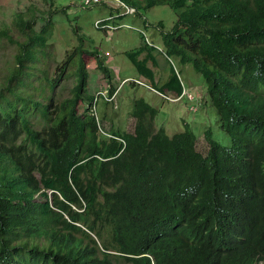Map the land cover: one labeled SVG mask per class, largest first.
Instances as JSON below:
<instances>
[{
	"label": "trees",
	"instance_id": "obj_1",
	"mask_svg": "<svg viewBox=\"0 0 264 264\" xmlns=\"http://www.w3.org/2000/svg\"><path fill=\"white\" fill-rule=\"evenodd\" d=\"M119 1L137 13H178L171 32L161 25L165 53L203 75L202 104L217 110L232 144L210 129L205 155L192 127L156 130L159 110L144 98L134 101V133L103 135L95 103L105 96L87 91L84 38L54 78L40 69L45 87L29 93L24 79L38 74L29 62L46 56L53 20L37 32L34 12L15 15L24 40L0 84V264H264V0ZM0 39L11 42V29L0 25ZM155 50L145 43L127 54L178 101L182 74L173 68L157 82ZM94 56L111 80L100 51ZM70 67L72 96L57 101ZM117 92L110 87L109 99Z\"/></svg>",
	"mask_w": 264,
	"mask_h": 264
},
{
	"label": "rangeland",
	"instance_id": "obj_2",
	"mask_svg": "<svg viewBox=\"0 0 264 264\" xmlns=\"http://www.w3.org/2000/svg\"><path fill=\"white\" fill-rule=\"evenodd\" d=\"M84 1L51 0L48 3L44 0H0V25L11 29L12 36L11 42L8 39H0V84L6 81L15 67L14 59L18 54L17 40H24L14 24L15 15L22 14L29 17L32 11L34 18L37 19V32H41L49 17H52L54 30L47 44L46 56L43 57L37 53L38 60L34 63L29 62L31 71L38 73L30 79H24V82L31 86L28 89L29 93H34L33 88L40 90L42 83L45 82L40 69L46 70L48 78H54L56 70L64 65L81 45V38H84L82 46L85 51L84 58L88 61L89 73L87 91L92 95L102 91V95L105 96L104 100L99 99L95 103L99 109L103 135L114 128L134 133L137 125V121L135 122L131 117L134 101L144 98L159 110L155 121L156 130L164 128L173 136L185 131L188 126L192 127L199 137L198 149L205 155L208 153L206 132L210 129L213 130L216 140L225 146L232 144L231 138L220 129V116L217 110L202 104L203 98L205 101L206 97L204 88H207L203 75L199 74L192 64L184 66L180 58H169L165 53L163 32L169 33L175 27L178 22L176 11L169 6H159L147 12L142 10L140 14L136 11L125 14L126 4L116 0H102L103 4L95 7L84 6ZM111 17H116V20L108 21ZM97 22H101V25L97 26ZM145 23L150 25L149 31H154L156 39L151 38L148 31H142L145 29ZM109 24H112L114 28L118 26L121 28L107 29L105 25ZM158 25H163L164 31H161L163 29L160 28V30ZM155 26L158 29H155ZM130 27L138 29L133 30ZM147 39L156 47L157 79L168 81L173 68L182 74L187 90L180 100L170 102L157 91L134 85V79L142 80L143 78L127 53L147 44ZM96 50L100 51L104 64L113 71L114 77L111 80L98 69L94 56ZM145 57L146 54H143L140 59ZM144 81L147 84L150 83L148 79ZM75 84V74L70 67L54 91L55 99L61 101L71 97ZM110 87L118 91L115 99H108ZM116 264H125V261L118 260Z\"/></svg>",
	"mask_w": 264,
	"mask_h": 264
},
{
	"label": "clouds",
	"instance_id": "obj_3",
	"mask_svg": "<svg viewBox=\"0 0 264 264\" xmlns=\"http://www.w3.org/2000/svg\"><path fill=\"white\" fill-rule=\"evenodd\" d=\"M137 12V11H136ZM119 16V15H118ZM112 18V17H111ZM116 18V17H115ZM106 27L107 26H110V27H107V29H113V30H115V29H119V28H121V26H118V27H116V28H114V26L112 25V24H109V25H105ZM134 28H136V27H134ZM136 29H138V28H136ZM143 31H144V29H143ZM147 44H149L148 42H147ZM152 44H153V42H152ZM150 45V44H149ZM150 47H154L155 49H156V47H155V45L153 44L152 46L150 45ZM152 62V61H151ZM150 62V63H151ZM154 66H156L155 64H154ZM143 79L142 80H136V79H134V85L135 86H138V87H140V86H143V87H146V88H148V89H150V90H152V91H156L153 87H152V84L151 83H149V84H147L145 81H144V79L147 81V79L146 78H144V77H142ZM138 82H143L145 85H141V84H139ZM157 82H159V81H157ZM183 84H184V80H183ZM184 89L186 90L187 88H186V86H185V84H184ZM158 92V91H157ZM158 93H160V92H158ZM161 94V93H160ZM117 95H118V92H117V94H116V96L114 97V98H116L117 97ZM162 96H163V98H165V99H167V100H170V99H172V98H167V97H165L163 94H161Z\"/></svg>",
	"mask_w": 264,
	"mask_h": 264
},
{
	"label": "built area",
	"instance_id": "obj_4",
	"mask_svg": "<svg viewBox=\"0 0 264 264\" xmlns=\"http://www.w3.org/2000/svg\"><path fill=\"white\" fill-rule=\"evenodd\" d=\"M100 1H102V0H85L84 1V6H86V7H90L92 4H94V5H96V4H98V3H100ZM126 13L125 14H131V13H133V11L134 10H132V9H129V8H127L126 7ZM96 25L97 26H100L101 25V22H97L96 23ZM106 27V26H105ZM107 27H110V26H107ZM131 29H133V30H137L136 28H134V27H130ZM147 42L152 46L153 44H151V42H150V40L149 39H147ZM139 84H141V85H145L143 82H138ZM108 99H109V95H108ZM113 99H115V98H113Z\"/></svg>",
	"mask_w": 264,
	"mask_h": 264
},
{
	"label": "crops",
	"instance_id": "obj_5",
	"mask_svg": "<svg viewBox=\"0 0 264 264\" xmlns=\"http://www.w3.org/2000/svg\"><path fill=\"white\" fill-rule=\"evenodd\" d=\"M158 27H159V29L161 28V25H158ZM155 29H158V28H156V26H155ZM145 30L146 31H148V33L151 35V38H154V39H156L155 38V34H154V31L152 32V31H149V29H146V27H145ZM161 30V29H160ZM162 31V30H161ZM151 32V33H150ZM156 61H157V59H156ZM159 64V63H158ZM159 66V65H158ZM149 67L151 68V69H154V70H156L155 69V67L156 66H154V63L153 62H151L150 64H149ZM182 78H183V76H182ZM157 81H159V82H161V83H164V82H166L167 80H160V79H157Z\"/></svg>",
	"mask_w": 264,
	"mask_h": 264
},
{
	"label": "bare ground",
	"instance_id": "obj_6",
	"mask_svg": "<svg viewBox=\"0 0 264 264\" xmlns=\"http://www.w3.org/2000/svg\"><path fill=\"white\" fill-rule=\"evenodd\" d=\"M116 1H118V2H120V3H122L121 1H119V0H116ZM101 4H103V1H100V3H98V5H101ZM124 7H127V8H129V6L128 5H125ZM129 9H134V8H129ZM135 11V10H134ZM140 14V13H139ZM187 90V89H186ZM188 97V96H187ZM191 100V99H190ZM193 101V100H192Z\"/></svg>",
	"mask_w": 264,
	"mask_h": 264
}]
</instances>
